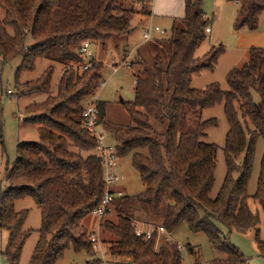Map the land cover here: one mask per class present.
<instances>
[{
    "label": "trees",
    "instance_id": "obj_1",
    "mask_svg": "<svg viewBox=\"0 0 264 264\" xmlns=\"http://www.w3.org/2000/svg\"><path fill=\"white\" fill-rule=\"evenodd\" d=\"M186 28H177L166 41L170 53L165 62L156 54L153 62L136 57L137 79L134 100H122L130 116L128 125L106 121V103L100 100L101 119L116 136L122 158L131 156L132 164L145 182L136 194L125 193L115 200L117 221L104 218L105 232L113 236L108 254L116 261L134 264H183L179 244L161 242L155 233L150 239L136 233V210L141 207L160 215L163 225L174 231L187 223L194 232L205 233L221 253L212 264H247L241 249L223 235L218 222L230 231L256 230L259 236L260 212L250 206L249 184L260 137L264 138V46H252L250 57L241 67L227 74L229 89L219 82L205 88L192 86L195 74L214 70L223 46L203 57L196 55L207 38L208 19L203 0H185ZM239 2L235 27L256 28V15L264 10V0ZM126 0H0V141L3 143V98L6 85L2 63L21 58L15 70L14 89L18 97L52 90L54 65L36 79L23 81L21 75L32 71L39 58L83 62L81 43L90 39L105 44L128 36L132 18L139 12ZM143 13V11H140ZM146 9L144 14H150ZM28 39L32 43L26 44ZM27 46V48H25ZM133 68V62L130 63ZM104 64L96 60L83 71L67 67L57 84L56 95L26 106L25 122L39 124V141L17 145V158L6 169L9 187L0 193V229L9 231L4 251L10 264H19L24 244L35 231L26 228L28 209H17L16 201L31 196L41 209L39 238L28 264H57L72 246L92 258L88 264H104L97 256L91 233L83 221L104 196V169L92 151L96 137L82 124L86 99L96 95L104 82ZM11 90V89H10ZM258 95V98L256 95ZM224 104L229 123L225 141L227 173L216 195L215 186L219 147L207 142L208 128L217 126L216 117L203 119L205 108ZM153 119L160 120L163 131L155 130ZM251 124L252 128L245 124ZM84 152L86 154H84ZM243 155V161L237 158ZM238 176H235V174ZM254 198L264 209V154ZM192 250V249H191ZM196 264H200L198 256Z\"/></svg>",
    "mask_w": 264,
    "mask_h": 264
},
{
    "label": "rangeland",
    "instance_id": "obj_2",
    "mask_svg": "<svg viewBox=\"0 0 264 264\" xmlns=\"http://www.w3.org/2000/svg\"><path fill=\"white\" fill-rule=\"evenodd\" d=\"M177 0H158L157 7L160 12L166 13L171 3ZM126 4H133L136 8L139 7L143 13H135L133 17L134 32L130 37L121 36L117 40L111 39L105 44L94 41L92 43L93 50L97 57L104 64L103 79L104 82L99 87L93 99H97L106 103V121L114 125H128L131 123L129 113L124 108L122 100H134L135 98V84L137 79V69L140 67L135 62L136 57L141 51L142 55L149 61L153 62L154 56L160 54L164 60L169 59L170 51L168 49L167 40L173 35V19L167 14L159 15L153 18L151 23V16L144 14L146 9H149L145 0H126ZM167 5V8H166ZM202 7L207 15V25L210 26L212 32L206 31L207 38L203 44L198 48L196 55L203 57L213 48L223 46L225 51L219 57L214 70L203 69L193 79L192 86L197 88H205L213 82H219L223 89H229L227 82V74L234 67H241L250 57V48L252 46H264V10L256 15L258 26L250 28L246 25L242 28H236V19L239 16V5L230 0H203ZM184 20H177V28H186ZM159 25L161 29L167 30L164 33V39L144 42L143 25ZM146 26V27H148ZM161 31L155 33V37L159 38ZM158 34V35H157ZM153 35V37H154ZM163 41V42H162ZM32 39H28L26 44L32 43ZM137 47V50H132V47ZM27 48V46L25 47ZM127 48L128 50H126ZM130 51V52H129ZM1 59V58H0ZM36 67L32 71H25L21 75L23 81L38 78L43 71L49 66L54 65L55 72L52 83V90L49 93H37L33 95H26L18 97L14 89L15 70L21 64V58H17L10 62L2 63V75L6 85V96L3 98V122H4V136L3 143L0 141V193L2 190L10 186L6 180V169L11 168L17 158V145L23 141H39L38 128L39 124L27 123L25 118L29 116L25 110L26 106L33 102H43L49 95H56L57 84L63 71L72 66L76 68L78 65L68 59L57 60L50 58H39L36 60ZM133 62V68L126 64ZM13 91V94L9 90ZM14 95V96H13ZM258 98V95L255 94ZM92 97L86 99L90 101ZM203 119L216 117L219 120L217 126H212L207 130L205 141L215 143L218 149V165L216 169V181L212 197L218 194L224 178L227 173V166L225 161V141L229 130V123L224 113V104L220 103L214 107L205 108L201 112ZM155 130L163 131L164 126L160 120L153 119ZM245 124L248 131L252 125ZM105 142L110 145H116L118 139L109 130L105 136ZM92 153H96L94 149ZM84 154H86L84 152ZM264 154V138L260 137L257 143L255 154V165L252 172L249 184V193L251 195L249 203L253 211L260 212L261 223L259 224V236L264 240V209L260 203L254 198L257 190L258 178L261 171V163ZM244 156L237 158L238 162L243 161ZM121 171L126 178L120 183L126 193L136 195L142 192L146 184L142 180L139 171L132 164L131 156H126L121 159ZM235 176H238L236 173ZM16 208L28 209L29 216L27 218L25 227L33 228L35 231L31 234L23 247L22 255L19 264H28L31 258L34 247L39 238V230L41 228L42 216L41 209L35 202L34 198L28 196L16 201ZM113 210L105 218L117 221V213ZM135 219L146 223V226L151 224L154 227L163 225V218L160 215L150 214L139 207L135 213ZM98 216L91 213L82 223L81 229H86L87 232L95 233L103 244V249L97 251V256L104 259V264H134L131 262H121L114 260L108 254V247L110 246L113 236L105 232L103 222ZM223 235L227 236L229 240L238 246L248 259L247 264H264V253L260 250L258 244V237L256 230L252 229L246 233L238 232L236 230L230 231L226 226L218 222ZM173 239L168 241L166 236H161V242H168L173 244H180L183 264H196V257L198 256L200 264H212L213 260L220 256L221 253L213 248L208 236L203 232H194L187 223L180 225L172 233ZM9 231L0 229V264H10L4 251L8 245ZM192 249V250H191ZM92 257L86 252H77L70 246L64 257L57 262V264H88V260Z\"/></svg>",
    "mask_w": 264,
    "mask_h": 264
},
{
    "label": "built area",
    "instance_id": "obj_3",
    "mask_svg": "<svg viewBox=\"0 0 264 264\" xmlns=\"http://www.w3.org/2000/svg\"><path fill=\"white\" fill-rule=\"evenodd\" d=\"M210 30L211 29L209 27L206 28V31ZM159 31L164 32V30L159 26L149 25L148 27H145L143 34L144 40L149 41L152 39L154 33ZM92 43V40L86 39L79 46V53L82 55L84 60L83 62L78 63L76 68L81 71L92 67L96 61V54L93 50ZM126 65L130 66V63ZM9 92L13 94L12 90H9ZM82 124L96 137L98 141L96 155L100 158L104 169L105 188L104 196L100 204L93 210L92 213L98 216L100 220H103L113 210L115 200L122 197L126 193L123 187L120 186V183L126 178L120 168L122 157L120 156L116 145H110L105 142V136L106 133H108V129L104 121L101 119V109L97 99L95 100L92 98L84 104ZM146 225V223L137 219L134 220L136 233L143 236L145 239H150L155 233L157 234L158 240L161 236H166L168 241L173 239V232L167 230L164 225L158 227H154L151 224H149V226ZM91 239L94 242L95 249L97 251H101L103 249V244L99 237L96 236L95 233H91Z\"/></svg>",
    "mask_w": 264,
    "mask_h": 264
},
{
    "label": "crops",
    "instance_id": "obj_4",
    "mask_svg": "<svg viewBox=\"0 0 264 264\" xmlns=\"http://www.w3.org/2000/svg\"><path fill=\"white\" fill-rule=\"evenodd\" d=\"M146 1V3L148 4V8H149V10L151 11L150 12V16H151V23H152V20H153V18H155L156 16H159V15H163V14H167V16L168 17H171L172 19H173V21H172V23H173V25L174 24H176L177 25V20L180 18V19H182V20H184L185 21V19H184V16H185V9H186V1L185 0H177V2L175 3V5H174V3H171L170 4V7H169V9L167 8V5H166V8L168 9V10H166V13H163V12H160V10H159V8L157 7V1L158 0H145ZM228 2H230V0H227ZM238 5H239V2L238 1H235ZM137 9H138V13H142V12H140L141 11V9L139 8V7H137ZM205 16L207 17V15H206V13H205ZM134 17V16H133ZM131 22H132V25L134 26V23H133V18H132V20H131ZM186 22H184V24H185ZM146 26H148L147 24H144L143 25V28H145ZM156 26H159V25H156ZM160 27V26H159ZM209 28H210V26H208ZM134 29H135V27H133V29H132V31H131V33L128 35V37H130L131 35H132V32H134ZM211 29V28H210ZM211 32H212V29L210 30ZM210 31H208V32H210ZM143 32H144V29H143ZM167 32V30H164V32L163 33H161V35L159 36V38H157V37H155V33H157V32H155L154 34V37H152V39H150L149 41H153L154 42V40H161V39H164V37H163V35H164V33H166ZM158 35V34H157ZM144 42H147V41H145L144 40ZM163 42V41H162ZM126 50H128L127 48H125ZM132 50H137V47L135 46V47H132V49H131V53H132ZM130 52V51H129ZM141 56L142 58H145L143 55H142V53H141V51H139V54H138V56ZM156 56V55H155ZM154 56V57H155ZM146 59V58H145ZM96 60H100L98 57H97V55H96ZM169 60V59H168ZM167 59H165V62H167L168 61ZM199 74V73H198ZM196 76V74L194 75V77ZM194 77H193V79H194ZM192 82H193V80H192ZM95 96V95H94ZM94 96L92 97V98H94ZM107 120V119H106Z\"/></svg>",
    "mask_w": 264,
    "mask_h": 264
}]
</instances>
